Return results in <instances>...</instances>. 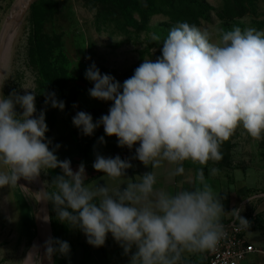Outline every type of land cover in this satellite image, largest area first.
<instances>
[{
  "label": "clouds",
  "instance_id": "clouds-1",
  "mask_svg": "<svg viewBox=\"0 0 264 264\" xmlns=\"http://www.w3.org/2000/svg\"><path fill=\"white\" fill-rule=\"evenodd\" d=\"M151 40L159 42L161 37L153 33ZM85 78L93 82L92 98L113 104L96 123L90 114L77 112L74 126L90 136L102 124L107 136L118 138V146L132 149L138 143L135 159L145 166L159 168L167 161L176 165L173 175H181L185 161L201 166L220 161L221 144L238 128L254 140L264 139V31L238 26L209 31L177 22L163 40L162 55L155 61L144 59L122 85L101 74L95 63ZM34 93L0 96V188L61 169L62 175L37 192L40 201L52 203L56 218L82 230L94 247L103 246L109 233L125 254L135 247L130 264H179L185 251L216 246L224 235L220 221L225 211L203 167L197 170L191 190L175 193L156 189L152 171L130 179L123 190L107 183L88 185L83 163L73 171L70 160H59L49 148L45 113L34 115ZM45 103L60 110L65 107L55 93L48 94ZM132 166L119 156L99 154L93 163L110 179L124 177ZM218 172L215 167L209 170L211 176ZM49 187L54 190L48 191ZM242 209L230 213L247 228ZM69 251L66 241H46L49 259ZM37 256L30 253L26 259L38 264Z\"/></svg>",
  "mask_w": 264,
  "mask_h": 264
},
{
  "label": "rangeland",
  "instance_id": "rangeland-1",
  "mask_svg": "<svg viewBox=\"0 0 264 264\" xmlns=\"http://www.w3.org/2000/svg\"><path fill=\"white\" fill-rule=\"evenodd\" d=\"M0 1L1 32L16 0ZM192 1L193 4H203L209 9L206 14L207 19L196 17L188 19L191 20L190 22L184 21L195 24L201 30H231L238 26L241 29L252 27L264 31V0H253L251 4L248 0ZM33 6L36 7L34 19L37 22L32 23V12L28 11L2 60L0 93L1 96L8 97L13 92L24 95L34 91L37 110L34 115L38 116L43 111L46 124L47 115L52 113L54 107L51 104L47 107L45 103L49 86L43 76L44 67L39 57L46 58L50 72L58 80V86L55 88L56 94L58 96L77 95L72 117L77 112L84 111L90 114L93 123H96L103 115L108 114L113 101L98 100L89 95V89L94 85L85 78V72L90 65L95 63L101 74L113 76L122 85L134 74L135 69L143 63L144 59L155 61L162 55L163 40L170 29L177 24L174 23L177 21L171 20L169 13L158 12L144 19L138 16V9L143 12L147 11L146 0H35L31 8ZM190 10L191 7L189 12ZM153 33L161 37L159 42L151 40ZM40 53L41 56H39ZM16 111L21 113L23 110L17 105ZM53 130L55 153L57 151L59 155L65 153L66 159L73 161L77 169L83 163L86 175L93 173V163L97 154L105 158L119 156L122 160L130 161L131 164L139 162L135 159V150L139 144L134 145L132 149L118 146V138L107 136L102 124L94 130L98 135L85 161L78 160L76 157L77 137L71 135V127L63 112L57 113V122ZM76 133L81 146H84L91 136L84 135L79 128ZM101 137L104 138L103 142L100 140ZM56 145H59V148H56ZM220 152L222 159L209 161L206 166L193 164L191 161H185V164L192 167L196 173L203 167L205 178L209 177L206 180L213 187L214 192L219 190L224 183L240 181L244 182L251 192L256 193L255 200H262L259 197L264 195V139L254 140L242 128H238L229 140L221 144ZM213 167L219 169L215 176L209 174V170ZM40 177L44 187L45 182L50 183L48 175L44 172H41ZM124 178L130 179L128 175ZM7 188L8 186L0 188V191L5 192ZM11 190L13 193V188ZM11 190L9 193L5 192L7 197ZM53 190L52 187L48 188V191ZM37 196V189L28 196L35 208V213L40 206ZM10 200H15L11 203L17 205L13 211L18 209L16 214L18 221L16 223L13 220L11 227V229L15 227L17 233L13 242L8 246L10 253L4 256V262L1 261L3 255L0 253V264H7V262L8 264H21L22 257L32 246L31 240L36 233L35 219L32 211L26 207L19 195ZM48 204L50 220L52 219L58 225L65 224L56 218L57 214L53 204L50 202ZM257 206L258 203L255 207ZM67 231L68 241L74 243L76 239L74 227L68 225ZM6 237L8 234L4 232L0 241ZM245 239L255 245L258 250L260 249L262 253V255L248 258L247 262L264 258V232L259 230L249 232ZM35 241H37L40 264L41 243L38 239ZM18 243L27 244L26 247L29 248L25 252L22 250L17 253ZM81 254L79 250L68 264H76ZM55 255L60 256L58 252Z\"/></svg>",
  "mask_w": 264,
  "mask_h": 264
},
{
  "label": "crops",
  "instance_id": "crops-1",
  "mask_svg": "<svg viewBox=\"0 0 264 264\" xmlns=\"http://www.w3.org/2000/svg\"><path fill=\"white\" fill-rule=\"evenodd\" d=\"M68 123L71 127V135H75L77 137L76 138V150L78 154L77 146H81V145L78 142L77 133H74L77 131V128L74 130L69 120H68ZM53 131L54 130H52L51 139L53 142V150H55V144H54L55 136L53 135L54 133ZM55 154L58 155V159L61 161L66 159L65 153L62 155H59V151H57ZM132 165L133 166L131 168L126 170L124 177H127L128 175L132 181H135L140 175H143L145 173L152 171L156 175V180H157V183L155 185L156 189H164L172 193L182 191V190H191L194 187V184L196 181V172L194 171L192 167L187 166L185 162L183 163L184 173L181 175H173L176 165L169 164L167 161L162 162L159 168H151V165L145 166L141 161L136 162ZM124 177H121L118 179H110L107 176L102 175L101 177L88 183V185L98 184L100 186H105L107 183L108 186L112 189H117L121 187V190H123L124 188L127 187V182H129L130 180ZM222 185H221V188L215 192L217 195H219L222 198V203L224 206L225 213L222 214L221 221H220L222 225L228 222H232L234 220V217L230 213L234 208L242 207L243 208L241 212L242 216L252 213V212L257 216V226L253 231L259 230L260 232H264V195H260L262 196V200H259V201L255 200V198L257 197V195H255L256 193L251 192V190L247 188L245 183L244 182L241 183L240 181L239 182L233 181V183H230V184L224 183ZM11 188H13V191H14L13 193H12ZM7 189H6L7 191L5 192H8V193H9V190H11V193L8 197L5 194V192H3L2 190L0 191V235H1L0 237H2L4 232H7L8 234V237L2 238L0 241V253L1 255H3V257L1 258L2 262H4V256L10 253L8 246L9 244L13 242L14 237L16 236V233H17L16 232L17 230L14 229L15 227H13V229H11V227L13 225V220L14 222L16 221V223L18 221L17 215H16L18 212V209L13 211V209L17 205L12 204L11 201L13 200L9 201V199L10 198L15 199V196L19 195V197L23 200L26 207L30 211H32L31 205L25 198L23 191L19 187V184H17L16 186L8 187ZM16 191H17V194H16ZM256 203H258L257 207H255ZM74 231L76 232V239H75V242L72 244L73 246L76 247V250L72 254L70 260L72 259L74 255H76V253L79 250H81L82 254L76 263V264H79L83 258L84 251H83V248L78 244L84 243L87 237L83 232L79 233L76 227H74ZM35 238H36V233H34V238L31 240V244L35 241ZM17 246H18V248L16 247L17 253L22 252V250H24L25 252L29 248V247H26L27 244H24V243L22 245L18 243ZM103 246L105 247V250H102L101 248H97L91 252V255H90V258L87 264H130L131 256L136 251L135 247H133L131 252H129L128 254H125L123 247L120 245V243L114 240L111 233L107 235L105 244ZM253 246L255 247V245ZM207 251L208 249L198 250L194 252L185 251L182 254V258L179 264H204L206 261ZM256 255L259 256V255H262V253H259ZM256 255H253V256H256ZM247 264H264V258L257 259L251 262H247Z\"/></svg>",
  "mask_w": 264,
  "mask_h": 264
},
{
  "label": "trees",
  "instance_id": "trees-1",
  "mask_svg": "<svg viewBox=\"0 0 264 264\" xmlns=\"http://www.w3.org/2000/svg\"><path fill=\"white\" fill-rule=\"evenodd\" d=\"M135 1V0H134ZM253 0H248V2L251 4ZM147 3V11L143 12L141 10H139V14L138 16H140L142 19L144 18H148V17H152L154 15H156L158 12H163V13H169V17L171 18V20L173 21H188L190 22L191 20L188 19H195L196 17H202V19H207V11H209V9L207 7H205L203 4H193L192 0H146ZM159 5V7H158ZM191 5V6H190ZM191 7V10L189 12V9ZM243 7V6H242ZM32 12V16H31V21L32 23L37 22L36 19H34V13L36 11V7H32L30 8V10ZM189 12V14L187 13ZM174 22V23H177ZM196 23V22H194ZM198 25V24H197ZM39 56H41V53L39 54ZM39 61H41V64L44 67L43 70V76L45 78V80L48 83V94L50 93H55V99L58 101H63L65 104V107L63 110H60L59 108H53L52 113L50 115H47V127H48V131L45 134L46 138L48 141H51V143L49 144V148L53 150V142L51 139V134H52V130L57 122V113L58 112H63L65 114V116L67 117V119L70 121L71 125L73 126V129L75 130L76 127L73 124V111L75 109L76 103H77V95H70V96H58L56 94V86H58V80L56 78L55 75H53L50 70H49V66L48 63L46 61V58H41L39 57ZM51 103L46 104V106L48 107ZM76 133V132H74ZM98 133H93L88 140L86 141L84 146H77L78 149V154H77V159L78 160H82L85 161L88 159V155L89 152L93 146V141L95 140V138L97 137ZM75 163L73 161H71V168L73 171L78 170L76 168V166L74 165ZM62 171L59 168L53 169V170H49L47 175H48V180L51 183L52 179L57 176V175H62ZM102 175H104V173L102 172H97L95 169L93 170V173H89L88 175H86V180L85 183L88 184L90 182H92L93 180L101 177ZM51 225H52V230H53V239H58L60 241H66L68 242V244L70 245V251L67 255H61L58 257L55 256L54 259V264H67L72 256V254L74 253V251L76 250V247L73 246L72 243H70L68 241V237H67V229H68V225L65 224H57L54 223L51 219ZM77 231L83 232L82 230H80L79 228H77ZM253 231V230H252ZM83 248L84 254H83V258L80 261L79 264H87V262L89 261L91 252L94 249L97 248H101L102 250H105L104 246L101 247H94L92 245H90L87 242V239L84 243L82 244H78Z\"/></svg>",
  "mask_w": 264,
  "mask_h": 264
},
{
  "label": "built area",
  "instance_id": "built-area-1",
  "mask_svg": "<svg viewBox=\"0 0 264 264\" xmlns=\"http://www.w3.org/2000/svg\"><path fill=\"white\" fill-rule=\"evenodd\" d=\"M243 217L249 221L247 228L241 227L235 217L232 222L223 224L224 235L214 248L208 249L204 264H244L249 257L261 253L245 239L256 228L257 216L249 213Z\"/></svg>",
  "mask_w": 264,
  "mask_h": 264
},
{
  "label": "water",
  "instance_id": "water-1",
  "mask_svg": "<svg viewBox=\"0 0 264 264\" xmlns=\"http://www.w3.org/2000/svg\"><path fill=\"white\" fill-rule=\"evenodd\" d=\"M34 2L35 0H16V2L11 8V11L0 32V72H1V63H2L3 53H4V45H5L6 36L9 34H12L13 32H15L16 29L19 28L24 17L26 16L27 12L30 10ZM37 182H38V192H39L44 189V184L40 176L37 177ZM18 184L21 190L23 191V188L21 187L19 181H18ZM23 194L31 205V210H32V213L35 219V227H36L35 228L36 230L35 240L38 239L39 241H42L43 246H44V250L41 256V264H54V255L51 257V259H49L47 255L45 254V244L46 243L43 242V239L41 237L39 226H38V219H37L38 214L42 211L43 229L47 235V240L49 238L53 239V230H52L51 220H50L49 204L47 201H43V200L40 201L39 199L40 206H39L37 213H35V208L31 204L28 196L25 194L24 191H23ZM45 217H47L48 219H45Z\"/></svg>",
  "mask_w": 264,
  "mask_h": 264
},
{
  "label": "bare ground",
  "instance_id": "bare-ground-1",
  "mask_svg": "<svg viewBox=\"0 0 264 264\" xmlns=\"http://www.w3.org/2000/svg\"><path fill=\"white\" fill-rule=\"evenodd\" d=\"M16 30H15V32H16ZM15 32H13L12 34H9V35L6 36L5 45H4V53H3L2 60H3L4 55L6 54L7 50L9 49V47L11 45V42H12V39L14 37ZM0 96H1V93H0ZM19 182H20V185L24 186L22 188H23V191L25 192V194L27 196L32 195V191H34L36 189H37V192H38L37 178L34 181H31V182L21 178V181L19 180ZM37 199L39 201V194L37 196ZM37 219H38V226H39V231H40L41 237L43 239V242L46 243L47 235H46V233H45V231L43 229V214H42V211L38 214ZM40 243H41V248H42V253H43L44 246H43L42 241H40ZM30 253L34 254V255L38 253L37 241H34L32 243V246L29 248V250L26 252V254L22 257L21 264H32V258L31 257L26 259L29 256ZM41 256H42V254H41ZM36 259H37V262H38V256H37ZM38 264H39V262H38ZM40 264H41V260H40Z\"/></svg>",
  "mask_w": 264,
  "mask_h": 264
}]
</instances>
